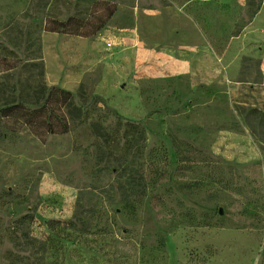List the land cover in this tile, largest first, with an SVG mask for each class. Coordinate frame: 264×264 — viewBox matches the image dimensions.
<instances>
[{
  "label": "rangeland",
  "instance_id": "obj_1",
  "mask_svg": "<svg viewBox=\"0 0 264 264\" xmlns=\"http://www.w3.org/2000/svg\"><path fill=\"white\" fill-rule=\"evenodd\" d=\"M0 58L80 113L0 128V264H264V0H0Z\"/></svg>",
  "mask_w": 264,
  "mask_h": 264
},
{
  "label": "trees",
  "instance_id": "obj_2",
  "mask_svg": "<svg viewBox=\"0 0 264 264\" xmlns=\"http://www.w3.org/2000/svg\"><path fill=\"white\" fill-rule=\"evenodd\" d=\"M108 18L109 16L101 20L97 30ZM80 27V24L69 18L66 21L49 20L44 25V30L84 36H90L97 31L92 29L79 31ZM14 67L15 61L0 58V73H7ZM38 83L36 87H39V92L44 91L46 87ZM37 103L32 101L30 94H27V98L18 101L4 102L0 107V128L10 132L27 129L38 139L45 141L49 135L67 133L73 115L80 114L79 109L72 102L71 92L59 87H51L44 101ZM33 104L37 106L31 107Z\"/></svg>",
  "mask_w": 264,
  "mask_h": 264
}]
</instances>
